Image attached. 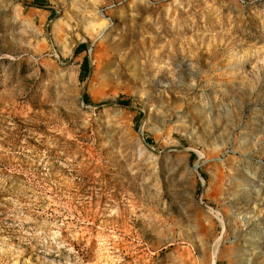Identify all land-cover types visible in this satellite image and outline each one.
Here are the masks:
<instances>
[{
    "label": "rangeland",
    "instance_id": "rangeland-1",
    "mask_svg": "<svg viewBox=\"0 0 264 264\" xmlns=\"http://www.w3.org/2000/svg\"><path fill=\"white\" fill-rule=\"evenodd\" d=\"M0 264H264V0H0Z\"/></svg>",
    "mask_w": 264,
    "mask_h": 264
},
{
    "label": "trees",
    "instance_id": "trees-1",
    "mask_svg": "<svg viewBox=\"0 0 264 264\" xmlns=\"http://www.w3.org/2000/svg\"><path fill=\"white\" fill-rule=\"evenodd\" d=\"M33 3H39L38 1H34ZM86 45L85 44H79L76 49H75V54H77L78 52H80L81 50L85 49ZM81 69L83 71V73H87L88 72V59L87 57H84L81 63ZM125 101L120 102L121 105H126Z\"/></svg>",
    "mask_w": 264,
    "mask_h": 264
}]
</instances>
